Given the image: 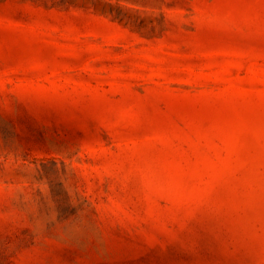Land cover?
Listing matches in <instances>:
<instances>
[{"label": "rangeland", "instance_id": "rangeland-1", "mask_svg": "<svg viewBox=\"0 0 264 264\" xmlns=\"http://www.w3.org/2000/svg\"><path fill=\"white\" fill-rule=\"evenodd\" d=\"M0 264H264V0H0Z\"/></svg>", "mask_w": 264, "mask_h": 264}]
</instances>
